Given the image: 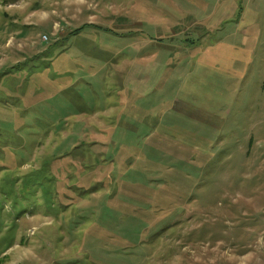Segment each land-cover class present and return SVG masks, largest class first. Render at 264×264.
Instances as JSON below:
<instances>
[{
    "label": "rangeland",
    "instance_id": "obj_1",
    "mask_svg": "<svg viewBox=\"0 0 264 264\" xmlns=\"http://www.w3.org/2000/svg\"><path fill=\"white\" fill-rule=\"evenodd\" d=\"M0 264H264V0H0Z\"/></svg>",
    "mask_w": 264,
    "mask_h": 264
},
{
    "label": "trees",
    "instance_id": "obj_2",
    "mask_svg": "<svg viewBox=\"0 0 264 264\" xmlns=\"http://www.w3.org/2000/svg\"><path fill=\"white\" fill-rule=\"evenodd\" d=\"M111 238H113V237H111ZM113 239H117V238H113ZM119 241H120V240H119ZM127 244H128V243H127ZM127 244H123L122 247L126 246Z\"/></svg>",
    "mask_w": 264,
    "mask_h": 264
}]
</instances>
